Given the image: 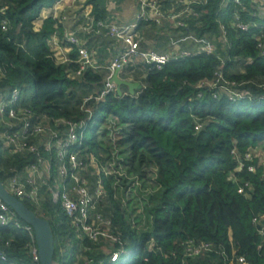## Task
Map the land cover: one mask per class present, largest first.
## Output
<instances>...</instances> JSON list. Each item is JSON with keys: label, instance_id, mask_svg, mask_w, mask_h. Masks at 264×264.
I'll return each instance as SVG.
<instances>
[{"label": "trees", "instance_id": "trees-1", "mask_svg": "<svg viewBox=\"0 0 264 264\" xmlns=\"http://www.w3.org/2000/svg\"><path fill=\"white\" fill-rule=\"evenodd\" d=\"M54 1L0 0V91L19 88L22 104L35 113L78 124L79 176L91 190L99 182L103 185L104 195L92 212L110 218L107 230L120 238L123 252L111 262L103 249L108 248L106 241L90 239L73 224L44 185L38 204L20 200L49 221L56 239L53 264H86L88 259L89 264H264V0H190L173 7L166 5L167 0H158L161 9L178 16L160 25L139 21L141 49L195 52L205 43L211 52L171 58L159 68L136 59L119 74L141 87L130 94L121 85V94L111 91L100 99L94 97L104 88L109 64L75 75L78 51L66 41L61 18L50 14L40 27L33 24L41 9ZM105 1L86 0L93 20L84 25L92 31L76 32L83 46L101 57L105 56L98 52V41L112 38L97 25L108 22L102 10ZM141 26L155 33L156 46L164 43L157 32H168L179 42L161 50L149 48L138 32ZM57 32L70 47L66 62L57 61L48 42ZM98 55L93 62H99ZM237 60L242 61V70L234 73ZM216 73L227 89L204 84L213 81ZM27 79L33 93L27 92ZM76 89L82 95L71 103ZM228 90H237L243 97L233 101ZM4 130L0 117V135ZM87 130L92 132L89 146ZM43 140L42 134L33 137L38 153H45ZM5 146L0 139L3 184L15 175L24 176L28 165L37 160L36 153ZM149 167L154 170V187L147 194L145 212L151 218L137 232L114 199L112 184L119 178L117 170L146 181ZM97 168L102 169L99 174ZM188 241L208 242L210 249L189 256ZM0 254L5 257H0V264H38L32 260L29 236L13 221L0 224ZM240 257L244 263L238 261Z\"/></svg>", "mask_w": 264, "mask_h": 264}, {"label": "built area", "instance_id": "built-area-1", "mask_svg": "<svg viewBox=\"0 0 264 264\" xmlns=\"http://www.w3.org/2000/svg\"><path fill=\"white\" fill-rule=\"evenodd\" d=\"M76 1H54L53 7L59 5V9H62V7L65 9L64 13L60 15L62 22L67 20V9L75 5ZM135 1L138 6V11L133 21L128 23L97 22L99 27L105 28L108 35L120 40L122 45H124V49L107 66L108 74L105 77L104 88L94 99H100L106 93L116 91V85L110 81L112 73L115 69H119L120 73L123 67L136 59H143L148 63L155 64L159 68L171 58L176 59L199 51L211 52V48L205 43H201L195 52L190 49H184L176 53H159L141 49L136 30L139 21L153 22L160 25L164 20L174 19L178 15L161 9L158 0ZM189 10V7L185 8V11L188 12ZM51 15L58 17L55 12ZM237 25L243 29L247 28L246 25L239 23ZM78 31L89 33L92 31V27L81 25L73 32L66 30L64 34L66 41L77 47L78 54L75 62L78 64V67L74 73L75 75H79L86 68L94 66L93 56L83 46L82 40L76 34ZM258 46L261 48V43ZM69 49L70 47H67L65 52L60 55L59 62L67 61L66 53ZM261 53L264 55L263 48L261 49ZM1 73L0 68V77L2 75ZM204 84L208 85L210 89H227L221 82L220 73H216V78L213 81ZM228 91L229 99L233 101L243 97L237 90ZM22 99L23 93L19 88H13L5 92L0 91V117L5 126V130L0 135V139L6 145L5 147H11L14 151L28 150L36 153L37 160L35 163L28 165L24 176L15 175L10 177L3 185L19 199L25 198L35 204L39 202L40 189L46 185L52 201L60 204L65 213L71 217L72 223L80 227L81 231L92 240L98 239L99 237L103 238L108 246V252L106 253L110 255V261H117L123 252L122 241L119 237L108 232L107 229L111 225L110 218L100 213L92 212L96 207L97 199L104 195V187L99 182L97 187L91 190L87 181L79 176L81 163L78 160V153L80 151L78 124L76 125L72 121L59 118L52 119L42 113H35L29 105L22 104ZM84 111H87V109H84ZM62 127H65V130ZM198 127L199 125L196 126V129ZM38 134L44 136L42 145L45 153H38V147L32 143L33 137ZM248 169L254 171L253 166H249ZM100 171V168H97L98 174ZM104 173L106 174L108 172L104 171ZM52 177L53 181L50 183L49 179ZM116 179L119 181V178ZM51 185L54 186L51 187ZM10 221L14 222L16 228L27 233L30 238L32 260L39 264L31 226L22 221L10 207L0 201V224L5 225ZM209 249L210 243L208 242L193 244L192 241H188L186 254L189 256L198 255ZM0 257L1 259H5L3 254H0ZM238 261L244 263L242 257L238 258ZM89 263H91L90 259L86 261V264Z\"/></svg>", "mask_w": 264, "mask_h": 264}, {"label": "crops", "instance_id": "crops-1", "mask_svg": "<svg viewBox=\"0 0 264 264\" xmlns=\"http://www.w3.org/2000/svg\"><path fill=\"white\" fill-rule=\"evenodd\" d=\"M66 1L67 0H65V2ZM77 1L75 5L67 9V20L66 21L64 20V22H62V26L64 29H67V30L77 29L80 25H84L93 20V17L91 14V5L87 4L86 0L83 2V5H81V3ZM188 1L190 0H167L166 5L168 7H173L175 4L187 3ZM77 5H78V8L76 7ZM102 10H103L104 15H106L108 22L128 23L135 19L137 11H138V6L135 0H118V1L106 0L105 3L103 4ZM64 11L65 9L63 7L62 9H59V5H56L55 7H53L52 5L51 7L42 8L41 11L39 12V15L36 17V22H37L36 27H40L43 19L48 17L53 12H55L56 15L60 17V15L64 13ZM147 29L148 27L141 26L138 32L144 35L145 44L149 48H156V49L158 48V50H161V49H165L171 46L173 47L174 45H177V42H179L178 40L179 38L178 39L175 37L170 38V36H167L168 32H157L158 34L162 35V37H159V40L163 41L164 43L163 44L160 43L161 45L156 46L155 42L152 40L155 38V33L153 32L149 33ZM64 34L65 33L63 32V35ZM98 38L100 37H97L96 39ZM108 40H109V44L103 45V46L101 45L100 49H98L100 50L98 51L99 54L104 55L105 57H101L97 53H94L93 49L91 50L92 56L94 57L98 55V59H99V62H93L94 64L93 69L104 68L105 65H108L116 57V55L120 53L122 49H124V45H122L120 40L113 38V37L109 38ZM49 41H51L49 42L51 50L53 51L54 49L56 51L64 50L63 53L65 52V49L67 47L63 43V38H60L59 32L53 34ZM57 41L61 47L58 45ZM56 46H57V49H56ZM100 59H102V61ZM119 77H120V74H119Z\"/></svg>", "mask_w": 264, "mask_h": 264}, {"label": "rangeland", "instance_id": "rangeland-1", "mask_svg": "<svg viewBox=\"0 0 264 264\" xmlns=\"http://www.w3.org/2000/svg\"><path fill=\"white\" fill-rule=\"evenodd\" d=\"M84 1L85 0H78L77 2L83 5ZM76 7L78 8V5ZM33 24L35 25V27L37 26L36 19L33 21ZM48 42H51V41H48ZM95 42L96 41H94V43ZM99 43L100 45H107L109 44V40L104 38V39H101ZM58 45L60 46L59 43ZM56 49H57V46H56ZM63 51L62 50L56 51L54 49V55L56 56L57 61H59L60 54L62 55ZM240 61L241 60H237V63L234 64V67L232 68V71L234 73H238L239 70H242L243 63H239ZM27 80H28L27 85H26L27 92L33 93V87L31 84V80L30 79H27ZM80 94L81 93L78 89L74 90L73 94H71L70 102L76 103L77 99L82 95ZM84 136H85V142L89 146L91 144V136H92L91 130H87L84 133ZM262 156H263V161H264V152H262ZM115 169H117V167H115ZM100 170L102 171L101 168ZM117 172H119L120 174H117L116 177L120 178L119 175H124L126 176V178L124 179L122 178L119 181H117V179L114 180L112 184V186L114 187V199L118 201L119 203L118 205L120 209L123 211L124 218L126 221L130 222L132 226L131 228L136 229L137 232H139L141 228L143 229L144 225L146 226V225H149L150 223L151 217L147 219L148 218L146 214L147 211L145 212V210L148 209L147 194H149V192L152 191V188L154 187V182H153L154 170L151 167L146 169L145 172H146V175L148 176V180L146 181H142L140 180L138 176H135L138 174L126 173L127 174L126 175L121 170H117ZM137 177L139 178L140 181L137 179ZM136 218L138 219L135 220ZM103 249H104V252H108V248L106 246H104Z\"/></svg>", "mask_w": 264, "mask_h": 264}, {"label": "water", "instance_id": "water-1", "mask_svg": "<svg viewBox=\"0 0 264 264\" xmlns=\"http://www.w3.org/2000/svg\"><path fill=\"white\" fill-rule=\"evenodd\" d=\"M116 85V93L121 94L120 86L126 85L130 94L141 87L137 81L119 77V69H115L110 78ZM0 201L6 204L25 223L29 224L34 234L39 264H53V254L56 239L47 219L37 215L28 208L18 197L9 192L0 180Z\"/></svg>", "mask_w": 264, "mask_h": 264}]
</instances>
